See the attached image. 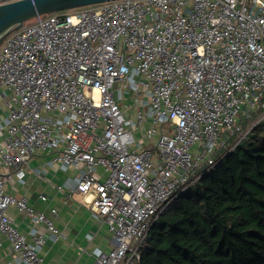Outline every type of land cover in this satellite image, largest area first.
Masks as SVG:
<instances>
[{"label": "built area", "instance_id": "1", "mask_svg": "<svg viewBox=\"0 0 264 264\" xmlns=\"http://www.w3.org/2000/svg\"><path fill=\"white\" fill-rule=\"evenodd\" d=\"M0 97V172L14 169L0 176V233L16 261L45 264L39 224L59 235L5 191L46 150L50 166L76 171L56 187L91 194L84 206L109 233L107 249L81 252L138 264L159 214L264 123V0H113L38 15L0 43ZM10 205L31 222L26 234Z\"/></svg>", "mask_w": 264, "mask_h": 264}, {"label": "trees", "instance_id": "2", "mask_svg": "<svg viewBox=\"0 0 264 264\" xmlns=\"http://www.w3.org/2000/svg\"><path fill=\"white\" fill-rule=\"evenodd\" d=\"M138 264H264V123L159 214Z\"/></svg>", "mask_w": 264, "mask_h": 264}, {"label": "crops", "instance_id": "3", "mask_svg": "<svg viewBox=\"0 0 264 264\" xmlns=\"http://www.w3.org/2000/svg\"><path fill=\"white\" fill-rule=\"evenodd\" d=\"M4 115L5 107L0 97V126ZM3 132L4 129L0 127V142ZM53 155V152L46 150L36 151L29 159L22 181L11 175L6 179L5 191L16 197L24 196L34 209L48 215L59 230L58 237L52 239L45 227L38 225L39 232L45 237L40 250L45 264H91L92 256L81 252V249H107L110 246L109 233L105 225L91 216L90 210L84 206V200H90L91 194L75 191L67 197L66 189L56 187L63 184L67 177L75 175L76 171L71 168L62 169L59 165L50 166L48 160ZM7 171L12 172L14 169H4L0 176H4ZM40 194L45 196L44 200L39 197ZM52 208L55 212H51ZM6 212L12 217L17 229L26 234L31 224L28 217L14 205L8 206ZM0 264H22L16 261L7 238L1 233Z\"/></svg>", "mask_w": 264, "mask_h": 264}, {"label": "water", "instance_id": "4", "mask_svg": "<svg viewBox=\"0 0 264 264\" xmlns=\"http://www.w3.org/2000/svg\"><path fill=\"white\" fill-rule=\"evenodd\" d=\"M113 0H13L0 4V43L12 30L42 14ZM152 226V225H151Z\"/></svg>", "mask_w": 264, "mask_h": 264}, {"label": "rangeland", "instance_id": "5", "mask_svg": "<svg viewBox=\"0 0 264 264\" xmlns=\"http://www.w3.org/2000/svg\"><path fill=\"white\" fill-rule=\"evenodd\" d=\"M116 92V91H115ZM115 98H116V100H117V96H116V93H115ZM121 103H122V105H121ZM125 104V106H128L129 107V113L132 115V117L135 119L136 117H135V109H131L130 107H133V105H134V99H133V97L129 94V93H126L121 99H120V105L122 106V107H125V106H123ZM138 133H135V137H138ZM196 148V145H193L192 147H191V150H194Z\"/></svg>", "mask_w": 264, "mask_h": 264}]
</instances>
